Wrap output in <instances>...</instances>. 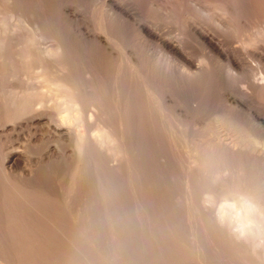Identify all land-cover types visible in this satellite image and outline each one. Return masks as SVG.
<instances>
[{
  "label": "bare ground",
  "instance_id": "obj_1",
  "mask_svg": "<svg viewBox=\"0 0 264 264\" xmlns=\"http://www.w3.org/2000/svg\"><path fill=\"white\" fill-rule=\"evenodd\" d=\"M96 1L103 8V13L107 18H105L106 22H116L117 31L109 33L104 30L100 33L90 30L82 12L71 2L0 0V8H2L0 13L3 12L0 18V110L2 112L3 110L13 111L11 115L9 114L11 112L6 113L9 117L7 120L3 118L5 119L3 121L2 117L0 118V125L6 124L8 120H15L17 117L18 120H22L30 114L25 117V121L33 123L36 128L42 130V134H45L48 140L51 134L54 137V144L51 146L47 144L48 162L63 164L61 173L46 175L49 177H47L49 184H39V180L38 182L32 180V171L27 169L22 168L17 176L15 173L18 171L14 168L21 162V154L14 149L6 151L4 164H1L0 186L3 189L1 203L8 209V213L15 216L20 215L24 220L28 214L32 213L35 216L40 213L43 217L47 208L46 210L43 208L45 206L42 202L50 205L52 202L58 203V207L60 204L63 205L62 209L65 210H55H60L63 213L60 214L62 216L67 214L68 209L75 210L73 213L77 214L79 207L70 202L79 197L84 201H91L87 205L92 210L88 211L96 213L104 221L108 220L113 227L119 225L124 228L130 224L133 229L128 230H134L133 233L130 231L132 237L142 239V236L155 234L156 238H160V232L154 233L155 230L151 229L152 233L149 229L155 227L154 224L153 227L151 225L157 218L156 210L160 209L158 206L162 207L159 202L162 201L164 205L165 203L174 205L177 197L181 196L173 190L177 188L176 183L179 184L177 175L179 171L175 167L179 166L177 163L181 148L178 147L180 148L178 151L177 146L183 147L184 152L182 151L180 155L184 153L182 156L185 157L184 160L186 159L185 166L182 162L184 167L180 162V166L184 168L180 175L183 191L185 190L184 198L192 204L197 201V190L201 189L196 185L198 179L202 178L203 181L207 178L211 173L207 167L213 161L220 158H231L233 161L234 156L235 158L243 154L246 156L244 150H246L245 143L247 142L252 143L251 147L257 148L258 146L259 151L264 154V113L251 109V107L246 108L247 111L238 110L237 104H241L240 100L232 97L236 105L233 108L230 106L231 108L211 112L212 116L208 111L213 122L206 123L209 120L204 121L201 115L192 111L193 105L188 107L183 101L185 98L180 99L181 96L179 97L178 93L184 90L183 88L207 83L208 74H213L209 63L207 62L205 66H194L182 49L183 41L179 40L181 38L166 36V31H163L159 25L142 17L137 11L134 0ZM173 1L183 7L180 0ZM194 1L210 2V0ZM149 4L150 7L161 10L165 16L169 14L171 16L173 12L172 5L167 2L149 0ZM221 6L220 8L223 7ZM224 6L222 12L226 13L224 10L227 5ZM207 9L209 7L204 11H210ZM13 17L16 18L15 21L19 20L27 26L23 25L27 29L25 33L18 30L17 26L20 27V24H16L19 23L18 21L14 22L16 26L9 23L11 19L14 21ZM223 18L220 20L222 28L230 24L227 22L229 19L223 20ZM233 24L235 26L234 22ZM186 25L211 55L227 57V51L224 52V47H222L223 39L215 36L203 24L194 20H187ZM129 27L136 30L144 46L154 44L159 51L157 52L159 57L160 54L161 57L164 55L166 64L161 62L162 58L154 59L146 47L138 50L127 43L124 40L123 30H129ZM256 29L260 35H264L263 25ZM46 37L50 38L51 42L47 46L41 47L40 44V47H37L38 42H41L40 38L45 39ZM81 45L88 48V51L81 50ZM174 64H179L178 67H181L182 73L181 71L178 74L175 73L176 70L172 68ZM231 65L237 66V62L231 59L229 67ZM15 79H20L22 84L24 83L23 86L14 85L13 80ZM257 83L255 85L253 82L255 86ZM261 85L260 88L264 84ZM252 86L248 87L253 88ZM246 88L243 89L242 86L241 89L238 88L240 89L238 91L242 90L241 92L245 94L248 90ZM206 127H208L207 131H203ZM257 129L261 132H257ZM3 139H5L4 136L0 135V142H3ZM67 145H69L68 149H66ZM164 147L167 149L172 147V151L167 153ZM255 154L254 156H258V152L257 155ZM257 158H259L260 165L257 164L264 170V155H259ZM248 159L245 157V160ZM225 166V164L222 165L221 169ZM206 170L210 173H206ZM219 170L214 175L211 173L210 178H218V174L221 173ZM223 170L225 180L233 171H229L228 165ZM263 173L261 172L260 175ZM210 178L206 180L209 181ZM244 178L238 179L239 182L236 181L237 183L229 186V190L226 188L227 192L223 189L225 194H229L234 186H239L249 192L258 203L264 205V191ZM202 183L201 186L204 185V182ZM222 185L225 184L222 183ZM206 192L208 196L211 195L209 190ZM78 203L84 207L83 204ZM162 208L165 210L164 207ZM54 212L49 213L56 214ZM79 213L82 214L80 210ZM79 213L78 216L76 215L78 218L81 217ZM48 216L45 217L48 218ZM68 216L70 217L71 213ZM9 217L11 218V215ZM45 217L43 219L48 220ZM75 217L68 218L72 221L71 226L76 222L75 226L78 225L77 217ZM171 218L175 220V217ZM49 221L52 223L51 220ZM56 221L55 224L62 220L56 219ZM64 226L67 227L66 224ZM53 227H48V229H52L50 230L52 232ZM134 227H138V230ZM56 230L58 229H55V232ZM75 230L72 231L77 232ZM218 230L225 233L227 240L242 249L241 251L250 250L251 254H255V260L262 263L260 258L264 256V251L253 252L248 245L233 241L220 227ZM112 231L114 232L111 235L117 238L118 230L114 228ZM170 233L164 232L163 234L168 237ZM58 235L65 238L70 237V234L67 231H61V228ZM254 262L256 263V261L252 263Z\"/></svg>",
  "mask_w": 264,
  "mask_h": 264
},
{
  "label": "rangeland",
  "instance_id": "obj_2",
  "mask_svg": "<svg viewBox=\"0 0 264 264\" xmlns=\"http://www.w3.org/2000/svg\"><path fill=\"white\" fill-rule=\"evenodd\" d=\"M60 1L74 3L77 9L80 12H82L84 19L88 22L89 24L88 27L90 30L97 31L100 33H103L104 30H106L104 32H109V33H113L117 31L116 22L111 21L112 22L111 23L108 20H107L108 22H106L105 20L106 15L103 13L104 12L103 8H101V5L98 4V1L96 0H60ZM157 1L165 2V3L167 2L168 4L172 5L173 14L171 13V16L169 14L168 15L169 17L167 15L165 16L161 12V10H157L155 8L150 7L149 0H134L137 11L140 13L142 17L149 19L153 23L159 25L163 29V31H166L165 32L166 36H172L176 39L181 38L179 40H181V42L183 41L182 49L186 53V55L191 59L194 66H199V65L205 66V64H207L208 62L210 70L213 69L212 70L213 74L212 73H211L212 75L208 74L207 77L208 79H206L207 83L198 84L195 87H191L187 89L183 88L184 90L179 91L180 94L178 93V96L179 97L181 96L180 99L183 100L185 98L183 101L187 104V106L191 107L189 105H193L192 106L193 108L191 107V110L194 112L196 111L195 113L198 114L199 116L201 115V118L203 117L202 119L204 121L209 120L206 123L209 122L210 124L211 122H213L211 116L214 113V111L231 108V107L233 108L234 105H236V103L232 101V97H235L236 99L240 100L241 104H237L238 110L240 109L243 111H247L246 108L249 109L248 107H251V109L252 108L255 110L257 109L258 111L264 113V85H263L264 84V35L263 36L260 35V33L256 29L258 27L261 28L262 25L264 26L263 23L264 0H210V2L208 3L206 2L204 3L202 1H201L202 3L200 1L199 3L194 0H180L182 2L183 7L179 6L178 3H175L173 0H157ZM94 4L96 7L94 6ZM220 4L223 7H225L224 5L229 6V7L226 6V10H224V12L226 11V13L222 12L223 7ZM202 5L204 9L209 7V9L207 10L210 11L212 10L211 14L210 11L205 12L204 9L201 8ZM218 5H220L222 8H220V6ZM228 8L231 10H229ZM0 10L2 11V8H0ZM1 15H3V12L0 13V18ZM225 16L227 18H225ZM222 17H224L223 20L229 19L231 21L229 22V20H227V22L230 23L228 24V26H226L228 28L221 27L220 20H222ZM13 19L14 21L11 19V21L9 20V23H11L14 26V24L17 21L19 22V20L15 21L16 18L14 17ZM187 20H191V21L194 20L196 22L203 24L210 32H213L215 36L219 37L220 39H223L224 45L222 47H224L223 48L224 52L227 51V57L222 58V57H217L215 55H211L210 52H208V50L203 46V44H201L199 39L196 38L194 34H192V32H190V30L186 25ZM233 22L235 23V26H233L234 25ZM16 24L17 25L20 24V27L19 25L17 27L18 30L21 31V33H25L27 31V29L24 27L26 25L20 22ZM128 29L129 30H123L124 40L127 43H129L131 46L135 47L136 49L138 48V50L141 48L144 49L146 47L148 51L152 53L151 55H153L152 57L154 59L159 57L157 53L159 51L154 46V44H150V45L145 44L146 46H144V44H142L143 42L137 36L138 34L136 33V30L132 27H129ZM119 31L120 33H122L120 29ZM46 38L45 39L40 38L41 40L40 39L39 40L41 42H38L39 45H37V47H40V44L41 47H44V45L47 46L51 42L50 38L49 39ZM82 46L83 45L80 46L81 50L84 51L88 49ZM163 56L161 57L160 54L159 59L162 58L163 60H161V62H164L166 64L165 62L166 60L164 61ZM208 56H210L211 58L210 57L208 58ZM230 58L234 59L237 62V66L231 65L230 66L231 68L229 67V65L231 64ZM178 65L174 64L173 65L174 67L172 66V68H174L177 71V72L175 71V73L177 74L178 72L180 73V71L182 73V69L180 66L179 68ZM13 82H14L13 84L16 86L18 84L19 86H23L24 84V83L22 84V81L20 79H15L13 80ZM246 82L249 84L246 85L247 84ZM253 82H255V85L258 82L257 86H255ZM259 82H261L260 84H262L263 87L260 88ZM245 85L248 88V90L246 91L248 93L245 92L244 94L243 92H241L242 90L238 91L241 89L242 86L243 89L246 88ZM248 86H252L253 88ZM3 111L4 112L0 110V112L2 113V114L0 113L1 115L0 118L2 117L1 119L5 118L7 120L8 114L6 113L11 111L10 110H8L7 112H5V110ZM208 111H210V113L211 112L213 113L210 114ZM12 112L9 114L10 115L13 114ZM27 116H30V114H27ZM208 116H210V118ZM25 117L22 118V120L21 119L18 120L17 117L15 118V120L12 121L8 120L6 124H4L5 122H3L4 125H0V135L2 137L4 136L5 138L3 139V142H0V175H1V164L2 163L4 164L5 152L10 149H14L20 152L21 154V159H20L21 162L14 168V170L16 169V171H18V172L14 171L16 172L15 174L18 176V173L22 168L24 170L27 169L28 171H32L31 178L34 182H38L39 180L38 182L39 184L41 183L49 184V179H48L49 177L46 175L59 174L63 169L62 168L63 164L61 163L58 164L56 162L50 163L48 162V159L46 157L48 155V149H49L47 144L49 143V146L53 145L54 137H52L51 134L50 140H48V137H45L46 135L42 134V130L36 128L33 125V123L31 122L29 123V121L27 120L25 121ZM5 119H3V121ZM18 122H20L21 124ZM207 128L208 127L204 128L203 131H207ZM257 130H258L257 132L260 131L259 129ZM247 143H245L247 147L246 150H244L246 151L245 153L246 156H244V154L243 156L239 155L240 157H242L241 160L239 156L238 157L236 156V158L235 156L234 158L232 157L233 161H231L232 160L231 158L226 159L223 157L224 159L221 158L219 160L217 159L213 161L215 164L212 162V164H210V166L207 167V169H210V172L213 175L216 174L219 169L221 173L218 174V178L213 177L214 179H212V177L210 178V176H212L211 173L209 172V170H206V173L207 172L210 173L209 174L210 176L207 174L209 177L207 176L206 179L210 178L212 181L211 180L208 181L206 179L205 180L203 179L202 181V178L198 179L196 185H198L197 187L201 189L197 190L198 193L196 198L197 201H195L192 204L188 203V200L184 198L185 190L183 191V186H182L183 184L180 175L181 173H183L181 172V170L182 169L184 170L183 167L185 166L186 159L184 160L185 158L183 157L184 153L180 155V153H182L183 151V147L181 145L177 146L178 151L181 148L177 163L179 164V166L177 165L178 167L177 166L175 167L178 168L179 171V172L177 170L175 171L176 173L177 172L179 173L177 174L179 184L177 182L176 183L177 188L173 190L176 191L177 193H180L181 196H179L178 194L179 197H177L176 199L177 202H175L174 205L172 204L167 205L168 203H165L164 205L162 201L159 202V204L161 203L160 205H162V207H164L165 210L161 206H158L160 209H158L157 207L158 209L156 210L157 218L155 219L157 221L154 220L155 222L153 221L151 225V227H153L154 225L155 227L157 226L156 228H158V230L155 227L149 229L150 230L152 229L153 231L155 230L154 233L160 232L159 233L160 238H156L155 234H151V236H144V237L142 236L141 238L143 240L140 239V237L138 239L132 237L131 233H133L134 230L133 231L128 230L131 228L130 224H127L128 226H130L128 228L126 227L127 225L124 226V228L126 227L125 229L123 228V226L119 227V225L117 227L116 226L113 227L108 220L104 221L102 220V218L98 217L96 213L88 211V210L90 211L92 210L89 207V205H87L90 204L91 201L86 200L88 201L86 202L82 199H79V197L73 199V202H70V204L78 206L81 213L82 210H84L83 211L84 213L82 214H80L78 210V213L81 216L79 218L77 217L78 213L77 214L73 213L75 210L71 211L68 208H67L68 211L66 209L67 214L63 216L60 215L63 214L61 211L65 210L62 209L63 205H61L60 203H59L60 207H58L57 206L58 203L54 204V202L52 203L50 202L51 203L50 205L46 202L44 203L42 202L43 206H45L43 208L44 209L47 208V210L49 209L48 211L45 209L46 212L44 216L42 215L43 217H41V214L38 213L37 214L38 218H37V215L35 216L32 213V214H28L27 215L28 217L24 218V220H22L23 217H20V215L15 216L10 212L8 213V209L4 207L3 203H1L2 199H0L1 200L0 201V205H1L0 206V264H26V263L27 264H264V256L260 258V261L262 263H259L257 260H255L256 259L255 254L254 253L251 254L250 250L241 251L242 249L237 248V246L234 245L233 242L227 240L225 233H223L221 230H218L219 227L216 224V221L213 220L214 210L210 208H206L204 206L205 198L209 197L206 191L209 190L211 192L210 196L214 197L217 202H220L226 196H228L227 193L225 194L226 188H228L229 190L231 185H234L235 183L239 182L238 179L240 178L245 177L247 180L251 181L255 186H257L262 191H264V178H263L264 173L260 175V173L264 172V170L260 168L259 166L260 163L258 161L259 158H257L259 157V155L263 156L264 154L262 153V151H259L258 146L257 148H255L254 146L251 147L252 143L251 142H247ZM68 148L69 145L66 146V149ZM164 148H165L164 151L166 150L167 153H170V150L172 151L171 149L172 147L170 149L169 148L167 149L166 147ZM257 152H258V156H254V153H256L255 155H257ZM261 153L263 155H261ZM245 157L246 159L248 158L249 159L245 160ZM251 157L253 158L251 159ZM180 162L182 166L184 163L183 167L180 166ZM238 162H240V164H237ZM224 164L230 167L229 170L230 172L231 170L233 171L231 172L230 177L229 178L227 177L225 180L223 178L224 174L222 173H224L223 169L226 166L223 167V169H221L222 165ZM213 165L216 168H214ZM231 167H233V169H231ZM32 168L33 170H31ZM258 168L261 170H259ZM220 174L221 176H219ZM202 182H204V185L201 186ZM220 182L221 184L223 183L225 185L221 186ZM216 183L219 185L217 186ZM226 184L228 185L226 186ZM2 190L3 189L0 186V198H2L1 196ZM78 202H80L81 205L83 204L82 206L84 207H81ZM46 205H49L50 207L48 206L46 207ZM172 206H174V208H172ZM170 208L171 211H173L174 213L170 211ZM56 209H60L61 211L60 210L55 211ZM49 212H54L56 214ZM70 213L72 217H75L77 215L76 220H78V225L75 226L77 222L75 224L73 223L74 225L73 224L72 225L74 227L71 226L70 224L72 223L71 219L68 220V218H71V216L70 217L68 216V214L70 215ZM10 215L12 219L9 217ZM31 216L33 217V219ZM45 216H48V218H46ZM44 217L45 219L48 220H44L43 219ZM164 217L166 220L168 219L169 220L166 221ZM171 217H175V220ZM25 219L28 221H26ZM38 219L39 221L40 219L41 220L43 219L45 222L42 220L40 221L41 223H39ZM56 219L59 221L62 220L61 221L62 224L61 222H58L59 225H57L58 223L55 224V222H57ZM49 220H51L52 223ZM81 221L83 222L85 221V222L83 223ZM65 224L67 227L64 226ZM48 227L49 228L53 227V231L51 232L50 230L52 229L49 230ZM59 227L61 228V231H67V233L70 234V237L67 238L60 237L58 235V231H60ZM62 227L64 228L62 229ZM54 228L58 230H56L55 232ZM114 228L119 232V233L117 232L118 234L117 238L116 236L111 235L115 231V230L112 231V229ZM122 229L124 231H122ZM131 229H133V227ZM135 229L138 230V227H136ZM68 230L71 231V233ZM72 230L73 231L75 230L77 232H73ZM152 230L151 232L153 233ZM161 231L163 233L166 232V234L167 232L168 233L171 232L174 235L170 233V236L165 237ZM52 233L53 235H50ZM75 233L77 234L75 235ZM125 234L126 237L124 236ZM221 234H223V236ZM110 236L113 237V239ZM134 238L136 240H134ZM253 261H256V263L255 262L252 263Z\"/></svg>",
  "mask_w": 264,
  "mask_h": 264
},
{
  "label": "clouds",
  "instance_id": "obj_3",
  "mask_svg": "<svg viewBox=\"0 0 264 264\" xmlns=\"http://www.w3.org/2000/svg\"><path fill=\"white\" fill-rule=\"evenodd\" d=\"M204 206L214 210L216 224L236 243L248 245L253 252L264 251V205L234 186L220 202L206 197Z\"/></svg>",
  "mask_w": 264,
  "mask_h": 264
}]
</instances>
